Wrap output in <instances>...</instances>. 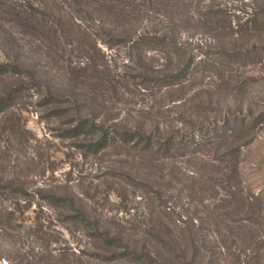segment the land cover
Returning a JSON list of instances; mask_svg holds the SVG:
<instances>
[{
  "label": "rangeland",
  "instance_id": "obj_1",
  "mask_svg": "<svg viewBox=\"0 0 264 264\" xmlns=\"http://www.w3.org/2000/svg\"><path fill=\"white\" fill-rule=\"evenodd\" d=\"M107 1L127 13L12 0L32 26L0 6V65L24 70L0 77V264H131L103 260L164 243L194 264L185 226L195 264H264V0ZM94 124L155 152L99 149Z\"/></svg>",
  "mask_w": 264,
  "mask_h": 264
},
{
  "label": "trees",
  "instance_id": "obj_2",
  "mask_svg": "<svg viewBox=\"0 0 264 264\" xmlns=\"http://www.w3.org/2000/svg\"><path fill=\"white\" fill-rule=\"evenodd\" d=\"M63 1L69 3V5H71L76 12H82L86 14H89L91 9H93V11H96L97 13H102V11L105 9V10H109L110 13L114 15L116 14L119 16H121V14L127 13L125 9L123 8H119V7L116 8V7L111 6L110 5L111 3L108 2L107 0L100 2L99 5H97V8L96 6H92L91 3L88 2V0H63ZM16 4L17 3H13L12 0H0V6L4 13L14 17L17 20L21 19L24 21H29L30 22L29 25H32L31 23L33 22H36L35 24L38 25L39 21L36 19L34 15L35 9L33 7L24 8ZM100 15H103V14H100ZM123 41L122 43H128V44L132 43L131 40L129 41L125 40L124 42ZM154 42L156 43V46L157 45L159 46V45H163L166 42V39L165 38L155 39ZM144 43H149V42H147V40L144 37H140L138 38V40L132 43L130 48L131 49L138 48L141 44H144ZM22 70L23 69L17 65L15 66V65L2 64L0 65V77L9 73L10 71L16 72V71H22ZM28 73L29 75L33 76L31 72H28ZM162 81L164 83L163 84L164 87H167V88L179 86L183 82V72L180 71V72H177L176 74L169 75L163 78ZM12 100H13V96H10L9 99H5V98L0 99V113H4L8 109L10 102ZM85 123H88V122L80 121L78 126L74 128V131L79 132V131L86 129L87 126ZM94 127L98 128L101 131L100 138L97 144V148L99 149H104L108 146H112V145H116L120 143L128 144L138 137L140 141L145 142L144 149H143L144 151H147V152L154 151L151 138L144 136L141 131L132 132V131L126 130L124 132H120L117 128L108 127L106 126V124H102L101 126H95L94 124V126H92L91 128H94ZM171 143L172 145L175 144V142L173 141ZM78 215H79V218L84 219V216L81 213H79ZM184 229L188 231L187 239L189 242L187 245L190 251H192L190 252L191 261L192 263L195 264L196 260L198 259V250H197L198 248L195 244L194 239H192V232L190 231V229H188L187 226H185ZM99 236L102 238L101 247H107L113 250H117L121 247L120 239L116 237H110L109 234H106V233L100 234ZM174 244L172 246V244L169 245V244L164 243L165 248L168 249V252H166V255L159 254V253L152 254L150 252L144 253L142 251L140 252L132 251V250L130 251L129 249H126L125 252L119 255V254H116L115 251L111 250V252H107V253H111V257L104 258L105 260L103 261H111L113 259H125L131 264H180V262L183 259H186V257L183 256L182 253L181 254L177 253V251L180 252L181 250H180V247L174 248L175 247ZM83 254L84 253L79 252V254L77 255L76 253L71 252L70 256L73 259L72 264H80ZM49 257L51 258V256ZM58 257L59 258H56V259L61 260L62 257L64 256L58 255Z\"/></svg>",
  "mask_w": 264,
  "mask_h": 264
}]
</instances>
